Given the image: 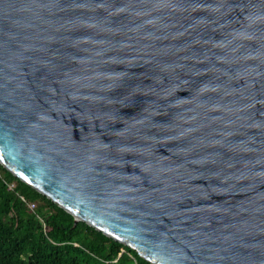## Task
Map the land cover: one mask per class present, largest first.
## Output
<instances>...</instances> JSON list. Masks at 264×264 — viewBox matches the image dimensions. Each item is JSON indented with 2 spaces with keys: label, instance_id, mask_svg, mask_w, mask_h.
I'll use <instances>...</instances> for the list:
<instances>
[{
  "label": "water",
  "instance_id": "water-1",
  "mask_svg": "<svg viewBox=\"0 0 264 264\" xmlns=\"http://www.w3.org/2000/svg\"><path fill=\"white\" fill-rule=\"evenodd\" d=\"M0 163L153 264H264V0H0Z\"/></svg>",
  "mask_w": 264,
  "mask_h": 264
},
{
  "label": "trees",
  "instance_id": "trees-1",
  "mask_svg": "<svg viewBox=\"0 0 264 264\" xmlns=\"http://www.w3.org/2000/svg\"><path fill=\"white\" fill-rule=\"evenodd\" d=\"M0 264L153 263L86 222L75 223L0 163Z\"/></svg>",
  "mask_w": 264,
  "mask_h": 264
},
{
  "label": "built area",
  "instance_id": "built-area-1",
  "mask_svg": "<svg viewBox=\"0 0 264 264\" xmlns=\"http://www.w3.org/2000/svg\"><path fill=\"white\" fill-rule=\"evenodd\" d=\"M33 206H34V204L32 203V204H31V207H33Z\"/></svg>",
  "mask_w": 264,
  "mask_h": 264
}]
</instances>
